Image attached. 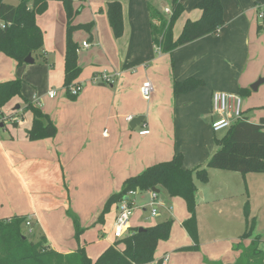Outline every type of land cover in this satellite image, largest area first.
<instances>
[{"label":"crops","instance_id":"obj_1","mask_svg":"<svg viewBox=\"0 0 264 264\" xmlns=\"http://www.w3.org/2000/svg\"><path fill=\"white\" fill-rule=\"evenodd\" d=\"M72 1L77 11L72 24L93 23L90 30L81 28L72 34L80 46L78 64L82 72L77 82L83 89L78 96L72 98L65 88L59 89L58 78L65 79L68 40L63 2L51 1L37 21L45 33L49 51H43V56L49 63L36 65L35 59L36 66L18 65L0 51V82L21 78V98L42 108L57 127L52 138L30 140L27 130L33 123V113L26 114L25 104L18 111L2 109L8 117L4 114L5 123L0 126V219L32 218L33 231L45 235L48 246L64 254L80 247L86 251L89 241H97L101 232L102 236L106 234L108 246L115 244L112 229L119 203L112 205L103 221H97L109 198L122 190L129 177L169 161L178 153L183 154L185 168L211 157L218 137L212 128L217 119L212 110L213 92L246 96L244 116L253 123L264 120V83L257 90L258 96L251 93V85L264 77V21L259 18L264 0H221L225 24L219 33L201 37L171 53L158 51L153 42L148 2L166 12L172 10V0ZM114 1L123 8L124 32L120 37L115 36L108 16L109 3ZM179 1L184 11L175 23V38L187 20L202 16V10L196 7L200 0ZM56 47H61L59 53L50 56L57 53ZM104 70L119 73L114 84L92 82V77ZM32 74H42L45 80ZM190 77L205 83L175 94V81ZM146 79L154 84L149 99L141 92ZM54 89H59L58 94L50 98L48 92ZM130 115L132 121L128 120ZM139 116L144 117L143 121L132 128ZM6 119L12 120L13 131L7 128ZM145 128L150 133L140 134ZM255 174L210 168L207 183L196 180L198 249L189 248L195 241L184 227L190 216L185 200L171 197L169 207L162 201L166 218L171 216L173 225L169 239L159 242L151 264L165 257L166 264H264V229L260 225V217H264V173ZM139 193L149 195V191ZM252 193L260 202L259 210L253 206ZM247 202L255 228L251 237L244 238ZM69 211L84 228L79 240ZM137 211L147 209L135 210L132 226L136 225Z\"/></svg>","mask_w":264,"mask_h":264},{"label":"trees","instance_id":"obj_2","mask_svg":"<svg viewBox=\"0 0 264 264\" xmlns=\"http://www.w3.org/2000/svg\"><path fill=\"white\" fill-rule=\"evenodd\" d=\"M63 2L68 18L67 50L65 60L64 87L78 84L82 68L78 64L80 46L73 40L75 30L91 29L93 23L73 25L74 10L72 0ZM49 0H19L18 4L0 0V51L23 65L30 54L37 55L44 46V33L37 22L38 13L48 8ZM202 10L198 20H187L179 37L174 36V26L184 11L179 0H172V11L167 14L156 8L150 1L148 11L153 42L163 53H171L175 49L193 42L209 34H218L225 24L224 8L221 0H200L196 5ZM110 24L115 36L124 32L123 8L118 1L110 2L108 8ZM200 78L190 77L180 82L175 81V94L186 93L204 85ZM23 80L16 78L0 82V123L4 122V105L16 96L22 95ZM249 90V89H248ZM70 97L69 91L66 92ZM25 111L33 113V123L27 130L30 140L52 138L57 134V127L50 116L30 100L24 98ZM216 150L202 164L192 168L183 166V154H176L171 160L148 167L138 175L126 179L120 192L114 193L107 201L97 222L104 220L112 205L128 198L130 191H149L153 188L165 190L170 197H181L187 204L190 216L184 221V227L195 241L190 249H198L199 235L197 223L196 180L207 183L209 169L217 168L237 171L243 174L264 173V120L253 123L245 117L238 120L222 138H215ZM72 216L76 238L79 240L84 228L80 219L69 211ZM247 229L244 238L251 237L255 228V219L250 217L249 202L245 206ZM26 216H16L10 220L0 219V264H151L155 261V252L160 241L168 240L171 235L173 219H168L152 226L132 228V233L119 239L114 245L108 246L103 253L93 260L80 247L77 251L64 254L48 246L45 235H37V241L30 240L22 232L26 224ZM256 239L261 241L259 235ZM122 243V246L120 245ZM157 264H163L159 260Z\"/></svg>","mask_w":264,"mask_h":264},{"label":"built area","instance_id":"obj_3","mask_svg":"<svg viewBox=\"0 0 264 264\" xmlns=\"http://www.w3.org/2000/svg\"><path fill=\"white\" fill-rule=\"evenodd\" d=\"M171 9H166L167 13H171ZM259 18L264 21V9L260 11ZM84 47H89L88 42H83ZM158 50V49H157ZM119 73L114 72L113 74L104 70L100 73L95 74L92 77V82L94 84H106L112 85L116 81V77ZM83 89V85L81 83L73 84L69 88H65L66 92L72 96H78ZM154 91V84L150 79H146L142 85L141 92L145 99H149ZM58 94L57 90H50L48 95L50 98H55ZM212 110L213 113L217 115V119L214 120L212 124V128L214 132H219L221 130L230 129L238 120H242L245 118L243 112V98L238 93H231L226 91H215L212 94ZM134 119L133 116H129L128 120L132 121ZM150 130L144 129L140 132V134L145 135L149 134ZM139 194V190L130 191L128 194V198H125L119 202V209L117 216L115 218L112 234L113 236L119 240L124 238L125 236L130 235L131 232V220L135 213V210L138 208H150L151 217H156L159 214V208L165 207L163 205L162 200L160 199V195L155 190H149V200L143 204L142 206L137 205V200L132 199L133 196H137ZM171 208H168L170 210ZM26 225L30 227L29 232H33L32 226V218H27ZM168 261V257H165L163 260V264H166Z\"/></svg>","mask_w":264,"mask_h":264},{"label":"rangeland","instance_id":"obj_4","mask_svg":"<svg viewBox=\"0 0 264 264\" xmlns=\"http://www.w3.org/2000/svg\"><path fill=\"white\" fill-rule=\"evenodd\" d=\"M7 3H11V4H18L19 3V0H5ZM51 1H60V0H49V3L51 4ZM62 2V1H61ZM53 3V2H52ZM53 8H54V5H53ZM47 9L44 11L46 12ZM44 12L42 13H38L37 15V21L39 19V16H41V14H43ZM54 15L55 16H58L57 15V11L54 10ZM43 30V29H42ZM44 33V31H43ZM67 33V32H66ZM59 49H61V47H56V54L55 52L53 53H50V56L52 55V57H54V55H57L59 53ZM49 51L46 47H45V33H44V46L43 48L41 49V51L35 55V59H36V65H39V64H47L49 63L48 59L45 58V56H43V51ZM65 51H66V47H65ZM65 55V53H64ZM49 56V59H51V57ZM33 64V65H35ZM28 67L30 66L31 67V64H26ZM35 65V66H36ZM33 76L37 75L40 79L42 80H45V77L44 75L41 76L42 74H32ZM58 81H60V85H59V89H63L64 90V79H63V76L58 78ZM59 89H56V90H59ZM64 92V91H63ZM251 93L254 94V96H258L259 95V92L258 91H252ZM241 95V94H240ZM243 100L246 99V96L244 95H241ZM20 97V98H19ZM16 99H20L21 101H15ZM24 104H25V101L21 98V96H16L15 99H11L10 101H8L5 105H4V111H11L13 110L14 108H16L18 105H22L24 107ZM29 113L31 114L29 111L26 112V114ZM5 114V113H4ZM6 115V114H5ZM25 116V113H21L20 116ZM8 117V115H6ZM15 120H17V118L15 117ZM14 120V121H15ZM5 121L6 124H7V128H9V130L13 131V122H11L12 120H8L6 119ZM0 131H3V128L0 127ZM227 132V129L225 130H221L219 132H217V136L218 138H222L225 133ZM257 174H260V173H257ZM255 174L254 176H262V175H257ZM46 193H48L47 190H45ZM137 199V205L138 206H142L143 204H145L148 200H149V195H146L145 197H143L141 195V193H139L138 196H133L132 199ZM170 195L163 189H161V192H160V199L162 201H164L166 203V205L168 204V207L171 205L168 201L170 200ZM252 203H253V206L255 208V210H259V201L257 200L256 196L252 193ZM264 203V202H263ZM262 205V204H261ZM70 209V207H69ZM159 211H160V216L158 217H150V208H147V211H137L134 218H135V222L134 224L136 223V225L132 226L131 227H137V228H141V227H148V226H152V225H155L157 223H160V222H163L165 220H168L171 216H169V218H166V213H165V209H163V207H160L159 208ZM143 216V220H141V217ZM254 216L256 217L257 215L254 214ZM136 219H139V222L137 221L136 222ZM259 219V218H258ZM134 220V219H133ZM143 221V222H141ZM260 225L262 227V229H264V217L261 216L260 217ZM29 226H27L26 224H24L22 226V232L24 233V235H26L30 240H35L37 241V231H33V232H29V229L30 227L28 228ZM264 231V230H263ZM88 233L90 234V231H88ZM102 233V232H101ZM101 233H99L100 235H97V241L94 240V241H89L88 245V249L86 250L88 255H90L94 260H96L104 251V249L106 247H108L109 245V242H105L104 241V237H106V234H104L103 236L101 235ZM264 235V234H263ZM264 237V236H263ZM96 241V242H95ZM107 241V240H106ZM88 242V241H87ZM122 246V243L120 244ZM18 264H21V263H18Z\"/></svg>","mask_w":264,"mask_h":264},{"label":"water","instance_id":"obj_5","mask_svg":"<svg viewBox=\"0 0 264 264\" xmlns=\"http://www.w3.org/2000/svg\"><path fill=\"white\" fill-rule=\"evenodd\" d=\"M25 62H26V63L33 64V63L35 62V58H33V56L30 54L29 56L26 57ZM263 83H264V77L259 78V79H258L253 85H251V89H252L253 91H257L258 88H259V86H260L261 84H263ZM18 109H20V105H18L14 110H15V111H18ZM143 119H144L143 116H139V117L135 118V121L137 122V124H135V125L132 124V125H131L132 128H135L137 125H139V124L143 121ZM0 126H3V123H1ZM153 190H155V191L158 192V193L160 192V189H157V188H153ZM143 229H144V228L141 227V228H140V231H142Z\"/></svg>","mask_w":264,"mask_h":264}]
</instances>
